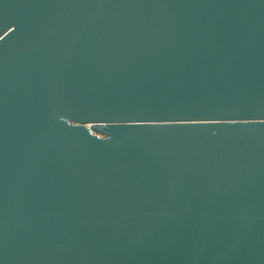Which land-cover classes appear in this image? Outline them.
Here are the masks:
<instances>
[{"label":"water","instance_id":"95a60500","mask_svg":"<svg viewBox=\"0 0 264 264\" xmlns=\"http://www.w3.org/2000/svg\"><path fill=\"white\" fill-rule=\"evenodd\" d=\"M0 264H264V0H0Z\"/></svg>","mask_w":264,"mask_h":264},{"label":"snow or ice","instance_id":"6c2138e0","mask_svg":"<svg viewBox=\"0 0 264 264\" xmlns=\"http://www.w3.org/2000/svg\"><path fill=\"white\" fill-rule=\"evenodd\" d=\"M189 119H192V118H143V119H131V120H152V121H155V120H189ZM231 123H235V121H232Z\"/></svg>","mask_w":264,"mask_h":264}]
</instances>
